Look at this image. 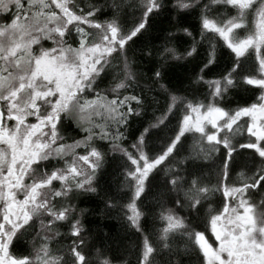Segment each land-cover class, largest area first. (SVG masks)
Instances as JSON below:
<instances>
[{
	"label": "snow or ice",
	"instance_id": "1",
	"mask_svg": "<svg viewBox=\"0 0 264 264\" xmlns=\"http://www.w3.org/2000/svg\"><path fill=\"white\" fill-rule=\"evenodd\" d=\"M198 57L190 98L166 75ZM89 196L138 234L136 264H264V0H0V264H129L89 242Z\"/></svg>",
	"mask_w": 264,
	"mask_h": 264
},
{
	"label": "trees",
	"instance_id": "2",
	"mask_svg": "<svg viewBox=\"0 0 264 264\" xmlns=\"http://www.w3.org/2000/svg\"><path fill=\"white\" fill-rule=\"evenodd\" d=\"M111 2V0H109ZM81 4H87L88 0H80ZM130 15V10H129ZM169 26V20L166 16L156 18L152 22V26L149 29V32L144 36L140 37L137 40L136 44L133 45V50L142 48L144 44L151 42L153 44L160 43V40L157 39L158 36L163 35V30ZM199 39V36H197ZM207 45L205 44L201 52L203 53L204 48ZM131 55V52H130ZM230 52L227 49H219L217 51V64L212 67L211 71L208 73L207 78L211 79L218 77L222 72L225 71L230 59ZM136 58L139 60V67L144 68L147 71V68L151 66V61L141 58L139 52L136 53ZM202 57H198L195 61H192L188 65L176 66L170 69L166 75V82L170 88L178 90L179 94L187 95L190 98L195 94L199 95L207 91L206 86L198 88L197 86L191 84V79L194 73L197 71V65L200 62ZM103 87V85H101ZM151 95V94H149ZM241 96L244 99H247V94L242 92L234 91L233 98L234 100H239ZM202 98V97H201ZM163 104V101H161ZM139 126V118L133 119L132 128L135 130ZM186 149H192L195 146L192 137H189L188 142L186 143ZM242 155L236 158L237 165L236 170L232 173V180H237V174L241 170V166L246 164L249 160L248 154L251 150H241ZM109 163L105 165V168L102 171V174L99 176L98 180V189L100 196L105 195V193L111 195H117L120 188V182L122 179L120 169L118 167V162L112 160L111 155L109 156ZM212 165H209L205 171L210 174V178L215 182V176L212 172ZM163 174L161 173V176ZM156 191L155 186L149 191L148 196L145 198V204H149L151 197ZM219 199V196L217 197ZM80 207H88L91 209L90 214H86V219L84 220L85 228L87 233L90 234V243H95L96 245H104L107 247L111 245V248L114 250V254L120 255L121 259H127L129 264H136L135 253L133 247L138 241V234L133 231H128L126 228L116 219L109 218L108 216L101 215L99 209L102 207V203L97 196H89L86 199H82L79 202ZM117 213L113 211L109 216H116ZM148 228L151 227V221L146 225ZM107 233V235H106ZM70 242V241H68ZM21 248L24 247L23 241H21Z\"/></svg>",
	"mask_w": 264,
	"mask_h": 264
},
{
	"label": "rangeland",
	"instance_id": "3",
	"mask_svg": "<svg viewBox=\"0 0 264 264\" xmlns=\"http://www.w3.org/2000/svg\"><path fill=\"white\" fill-rule=\"evenodd\" d=\"M252 151V150H251Z\"/></svg>",
	"mask_w": 264,
	"mask_h": 264
}]
</instances>
